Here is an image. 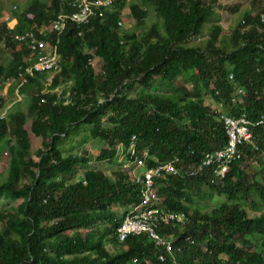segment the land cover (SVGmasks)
I'll return each instance as SVG.
<instances>
[{
  "label": "trees",
  "instance_id": "trees-1",
  "mask_svg": "<svg viewBox=\"0 0 264 264\" xmlns=\"http://www.w3.org/2000/svg\"><path fill=\"white\" fill-rule=\"evenodd\" d=\"M248 1L228 34L216 21L218 0H117L81 36L72 23L59 36H40L59 41L61 69L28 78L20 88L27 112L20 101L0 121V164L7 166L0 199L20 201L0 212V264H173L146 235L117 239V226L140 201L129 172L78 176L88 152L65 155L63 148L87 130L80 146L99 139L106 148L94 160L117 164L118 146L125 153L135 135L137 156L148 154L147 169L173 157L186 169L227 144L221 116L241 114L253 124V144L239 147L221 181L206 172L156 180L160 208L187 217L159 234L172 243L175 264H264V129L254 125L264 112V0ZM124 9L131 28L118 26ZM70 12L60 0L15 7L10 30L0 24V52L10 54L0 62V77L15 76L30 54L16 35L50 29ZM207 23V39L192 42ZM214 196L224 200L209 210L197 205Z\"/></svg>",
  "mask_w": 264,
  "mask_h": 264
},
{
  "label": "built area",
  "instance_id": "built-area-1",
  "mask_svg": "<svg viewBox=\"0 0 264 264\" xmlns=\"http://www.w3.org/2000/svg\"><path fill=\"white\" fill-rule=\"evenodd\" d=\"M71 10L69 14L59 15L52 23L50 29L42 27L36 31H25L15 36V40L26 46L30 54L25 57L23 66L18 67L15 76L0 77V121L5 120L9 113L10 106L6 105L9 91L13 87L10 97L16 102L24 99L25 95L20 92V88L27 82L28 78L36 73H48L53 76L61 69L60 54L58 52V40L51 41L41 38L47 33L59 36L67 24H73L81 36L82 28L86 27L95 17H102L107 11L113 10V5L117 0H60ZM123 11L120 15L118 26L123 25ZM6 17V30L12 27ZM93 65V64H92ZM232 76H229L231 79ZM221 121L227 136V144L220 149L207 152L201 162L186 169L180 168V160L173 157L156 167L147 169L145 167L147 152L141 157L136 153L135 135L131 136L126 152H123L122 145L118 146V155L126 158L129 174L135 183L140 186V201L131 205L122 221L116 228V236L119 242H124L128 237L146 235L148 239L162 246L165 253L172 257V243L159 234L161 226L170 224L184 225L187 217L183 213H174L160 208V197L156 192V180L175 176L180 178H193L208 173L212 177L213 183L221 181L229 172L232 163L241 155L239 147L245 144H253L251 133L252 122L241 114L237 117L221 116ZM264 129V112L254 124ZM158 260L165 262L164 254L159 255Z\"/></svg>",
  "mask_w": 264,
  "mask_h": 264
},
{
  "label": "rangeland",
  "instance_id": "rangeland-1",
  "mask_svg": "<svg viewBox=\"0 0 264 264\" xmlns=\"http://www.w3.org/2000/svg\"><path fill=\"white\" fill-rule=\"evenodd\" d=\"M28 0H0V24L5 22L6 17H11V11L15 9L18 5L22 6L27 3ZM250 7V3L248 0H218V2L215 5V13L219 15V18L216 19L218 23L222 26L224 29V32L228 34V30L232 27H234L240 18V15L243 13V11ZM123 18V26L125 28H131L133 25V19L131 18L130 14L128 13L127 9L123 10L122 14ZM211 23H207L203 30V35L199 38H195L192 40V42L196 43L199 41H204L207 39L208 34V28L210 27ZM8 59H10L9 50L2 49L0 52V62H6ZM93 66L96 63V60L93 62ZM177 85H179V82H176ZM55 92H59L58 89L55 90ZM25 99V98H24ZM24 99L20 102L21 103V109L24 110V112H27ZM206 100H208L211 104V107L215 106V102L212 99L211 96L206 95ZM17 103L12 99L10 96L8 97L6 101V105L10 106L9 112L13 110L14 106ZM88 131H84L80 133L79 135L70 138V141L64 146L63 153L67 155L68 153H75L80 154L83 151L88 152V159H90V162L87 165H80L77 166V175L81 176L83 172L88 170H100L103 171L106 175H112V173L116 170H129L126 162V158L123 156L119 157V160L117 164H109L108 162H97L94 160V158L99 154V151L102 148H106V145L103 141L99 139H87L86 143L83 146H80L81 140L88 135ZM41 147V141H33L31 142V151L33 154H35L36 150ZM7 159V157H5ZM33 159L36 161L37 158L33 156ZM7 166L5 163L0 164V172L3 174H6ZM129 172V171H128ZM224 199L221 197L214 196L210 201H200L197 205L202 210H209L217 205H219ZM20 201H11V200H5L0 199V212L1 211H9L13 208H16V206L19 204ZM117 210V208H116ZM0 228H1V222H0ZM106 247L109 249V244L106 245Z\"/></svg>",
  "mask_w": 264,
  "mask_h": 264
}]
</instances>
